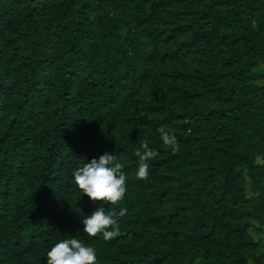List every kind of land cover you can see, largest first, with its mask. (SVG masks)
<instances>
[{
	"label": "trees",
	"instance_id": "1",
	"mask_svg": "<svg viewBox=\"0 0 264 264\" xmlns=\"http://www.w3.org/2000/svg\"><path fill=\"white\" fill-rule=\"evenodd\" d=\"M105 153L118 205L74 183ZM100 206L111 241L83 233ZM263 225L264 0H0V264L68 236L97 264H264Z\"/></svg>",
	"mask_w": 264,
	"mask_h": 264
},
{
	"label": "clouds",
	"instance_id": "2",
	"mask_svg": "<svg viewBox=\"0 0 264 264\" xmlns=\"http://www.w3.org/2000/svg\"><path fill=\"white\" fill-rule=\"evenodd\" d=\"M163 144L173 152L179 150L176 138L169 135L163 128L160 129ZM143 151H136L138 157L136 176L145 180L149 176V161L158 153L149 148L147 142L141 145ZM123 163L112 154L105 153L99 160L93 159L73 172L74 183L78 189L94 203L104 202L118 205L126 195V174ZM126 209L119 211L124 216ZM83 233L88 237L102 235L105 241H111L120 235L116 213H108L100 206L91 215L82 219ZM47 264H97L96 250L86 245L77 236H68L56 243L47 252Z\"/></svg>",
	"mask_w": 264,
	"mask_h": 264
},
{
	"label": "crops",
	"instance_id": "3",
	"mask_svg": "<svg viewBox=\"0 0 264 264\" xmlns=\"http://www.w3.org/2000/svg\"><path fill=\"white\" fill-rule=\"evenodd\" d=\"M263 229H264V225H263ZM262 250L264 251V247L262 248Z\"/></svg>",
	"mask_w": 264,
	"mask_h": 264
}]
</instances>
